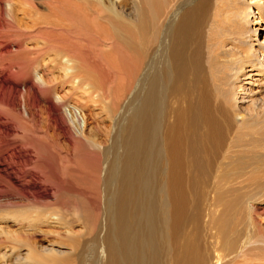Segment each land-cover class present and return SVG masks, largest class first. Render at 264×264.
Instances as JSON below:
<instances>
[{
  "label": "bare ground",
  "instance_id": "bare-ground-1",
  "mask_svg": "<svg viewBox=\"0 0 264 264\" xmlns=\"http://www.w3.org/2000/svg\"><path fill=\"white\" fill-rule=\"evenodd\" d=\"M246 3L263 15V0ZM0 4V184L47 206L43 188L58 180L46 176L43 142L64 133L72 146L99 152L104 212L98 222L93 211L83 218L98 229L102 264L236 258L251 242L238 240L249 215L237 228L251 186L264 190V36L252 42L259 20L243 14L237 0H39L40 12L28 0ZM16 11L35 17L32 30ZM100 64L118 66L116 89L92 69ZM65 85L70 91L58 94ZM97 104L111 120L103 142L95 139L101 126L90 111ZM66 106L82 126L61 114ZM42 114L69 126L52 134L26 127ZM36 216L61 224L56 212ZM89 244L46 255L28 249V261L17 256L11 264H97L86 254Z\"/></svg>",
  "mask_w": 264,
  "mask_h": 264
},
{
  "label": "rangeland",
  "instance_id": "rangeland-1",
  "mask_svg": "<svg viewBox=\"0 0 264 264\" xmlns=\"http://www.w3.org/2000/svg\"><path fill=\"white\" fill-rule=\"evenodd\" d=\"M28 1L33 3V6L34 8H36V11L40 12V10H42L39 4V0H28ZM237 1L240 4V7H242L243 14L244 13L247 14L249 18H251V20L256 21L255 18L259 20V22H257L256 24L258 25L259 29L258 31H256L257 35L254 36L252 42L254 43L256 39L263 40L264 13L262 16H260L261 14V11L259 10L260 7L255 6L253 4L248 5L246 3L248 2V0H237ZM247 6H251V8H253L252 10L255 12V15H253L254 13L249 12ZM257 10H259V13H257L258 12ZM15 16L18 20H21L23 23H27L28 24L27 26L30 30L33 29L30 27L31 20L35 18L34 16H32V14L26 12L25 14H22L16 11ZM0 17L5 19V8L4 5L2 4H0ZM246 20H248V17H246ZM253 25H255V23H253ZM253 34H254V30L250 29L249 36H253ZM33 43H34L33 39H29L27 41V45H32ZM15 48H16L15 46L10 47V49H15ZM256 53L258 54V52ZM262 59L264 58L260 57L261 61ZM116 67L118 66L115 64L113 66H103L100 64L98 67L93 66L92 69L97 74H99L101 78H104L107 81L106 83L107 86H109L111 89L113 88L116 89L120 82V80H118L117 77H113V73H114L113 69ZM53 74L56 78V81L61 80L60 73L58 71H55ZM23 84L24 83L20 84L19 86L20 89L25 88V85H27L28 83L24 85ZM57 89H59L57 93L61 95L66 90L70 91L71 87L65 85L63 88L60 89L58 87ZM80 93L81 92L77 91V94L80 95ZM244 93H246V90H243V94ZM51 99L54 100L56 99V97L51 95ZM39 100L42 104H45L43 96H40ZM90 108H91L90 109L91 113L92 114L95 113L94 115H96L94 119H96V121H98L101 126L100 130H98L97 133L95 129H93L95 131V135H94L95 139L97 141L103 142V138H104L103 134H105V132L111 128L110 127L111 120L108 117L106 119L105 113L101 112L102 111L101 105L97 104L96 106H91ZM60 112L61 114H64L65 117L68 116L67 119L70 118L69 121L71 125L73 124L75 125L76 122L79 123L80 126L83 125L81 115L78 113V111H76V113H78L79 115L77 114V119L75 118V121L74 118H71L69 107L66 106L65 108H62ZM43 118L45 121L41 120L40 117L37 118L41 120L36 122L39 124L33 125V123L31 122H27L29 124L26 123L25 125L26 127H31V128L48 127L47 129H49L48 130L49 134H52V132L56 133L62 128H66L67 126H69L67 122L64 124L61 123L60 124L61 126H59L58 124L60 120L58 121L57 125L54 122V120H50L48 122V120H46L45 118V115H43ZM47 122L51 124H48ZM53 123H55V125ZM93 130L92 132H94ZM19 135L22 137L23 133ZM65 136L66 135H64V133L62 134L60 133L57 136L53 135V137L48 138L47 142H43L45 147L43 146V144L40 147V148L44 147L42 148L44 150L41 151L42 152L41 155L47 161L46 162L42 158V160L45 162L46 165L45 167V170L47 171L46 176L47 177L51 176L52 180L54 181H55L54 178L57 177L58 180L52 186L46 185L43 188V190L47 192L46 193L47 197L50 199L49 201L50 203H48L47 206H43L44 203H42V205H33L32 201H28L26 199L27 194L28 197L30 198L31 195H33V193H26V195H24L23 192L18 191L12 186H9L5 183H2V185L0 184V218H2L0 219V263L11 264L12 262L11 259H14L17 256H19V258L21 259V263L26 262L28 261V256H27L28 249L29 250L31 249L35 255L38 254L46 255L44 251H46V249L49 248L56 249L65 253H70L71 249H73L77 243L89 244L90 242L92 244L94 242V244L92 245L89 244L90 246L89 245L87 246L86 254L88 256L90 255L89 258L92 261H94V263L102 264V259L99 254L100 248L98 247V241H99L98 229L92 228L91 230L88 222L84 220L85 218L84 216L87 214V212H89L88 214H92L91 211H93L92 217L97 216L95 220H97L98 222L99 221L98 218L101 217V214L103 215L102 212H104L102 210L104 209V204L101 195L103 192H102V188H100L103 185V183H101L102 182L101 174L103 167L100 162L99 152L85 146H80V145L72 146L67 141V138ZM18 159L21 160L20 157H18ZM59 161L61 163H59ZM52 162H54L55 164ZM60 164L61 166H59ZM52 175H55V177L54 176L52 177ZM36 177L38 179L41 178L39 176H35V178ZM3 185L5 186L3 187ZM26 185H28L27 182ZM251 191L252 193L248 200L249 210L248 212H245L246 211L245 209V211L243 210L244 213L241 212L242 218L243 217L244 218L242 219V222L237 225V228L240 227L239 230L245 228L242 226H245L244 224L247 222L245 221V223L243 224V220L244 219L246 220L247 215L250 216L251 222H249L246 231L243 232L242 234L243 236L240 235L238 240L239 241L250 240L251 242L247 245L246 248H244L239 253V255L236 258L228 261L226 259L229 258V256H227L226 259H223L224 264H234L232 262L234 260H236L235 264H244L245 262H246L245 264H264V238H262L264 237V190L256 191L253 188V186H251ZM91 192L95 197L91 194ZM52 195L54 197H52ZM87 197L88 199H86ZM54 199L56 203L54 202ZM98 199L100 200V202ZM84 200L88 203L85 204ZM92 204L94 205L96 204V205L94 206ZM217 209H215V213H218L219 210L216 211ZM37 210H41V212H43L44 214L46 211L52 213L54 212L59 213L61 215V220H60L61 224L55 226L49 223L50 219L44 221L45 223H41L40 222L41 220L36 216ZM98 211L100 212L99 214H97ZM250 227L252 228L250 229ZM212 232H214V230ZM221 254L226 256L228 254V251L225 248H222ZM69 263L75 264L76 259L70 261Z\"/></svg>",
  "mask_w": 264,
  "mask_h": 264
}]
</instances>
